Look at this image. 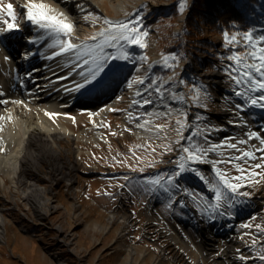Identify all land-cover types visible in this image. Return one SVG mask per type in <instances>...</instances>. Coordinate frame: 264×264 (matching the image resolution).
<instances>
[{
	"label": "rangeland",
	"instance_id": "rangeland-1",
	"mask_svg": "<svg viewBox=\"0 0 264 264\" xmlns=\"http://www.w3.org/2000/svg\"><path fill=\"white\" fill-rule=\"evenodd\" d=\"M19 1L21 0H2L5 3H13L19 16L16 22L20 23L23 28L26 27L24 29H27L29 26L23 24L24 16L19 10L22 7L17 4ZM119 1L116 0V2ZM192 1L132 0L127 3L124 11L115 13L110 2L105 0L104 4H102V9L89 6V12L86 15L88 16L87 20H85V17L77 22L76 19H71L74 22V30L84 25V30L81 27L83 30L81 34L83 40L81 41H84L93 33L99 31L100 28L107 27L103 23L105 18L113 20L111 17H114L115 20H124L139 13L143 18V30L147 32V36L144 37L147 47L141 49L138 45L126 46V50L130 53L129 60L109 61L104 74L114 70L116 72L117 68L127 65L130 68V74L127 76L126 82L128 84V81L137 75L145 76L151 74L149 64L151 63V58L155 57L161 68H165L164 71H156V79L163 82L168 77L167 81L169 82V77H171L172 82V80L174 81L177 78L176 84L178 88L176 90L171 89V82H166V96H172L175 92L176 94L185 95L186 100H171L172 102L169 105H175L176 109L173 110V116L168 120L169 127L160 131L159 137L156 134L155 126L165 123L164 117H155L154 121L149 125L154 129L153 134L141 136L134 135L137 119H129L124 124L119 115L127 107L134 116H139L144 109L137 106L132 108L129 105L128 102L133 99L129 93L122 96V100L119 101L115 111H113L114 113L109 114L106 122L100 127L103 135H106L107 141L98 140L97 144L91 141L88 143L78 141L81 148L87 151L81 153L80 159H75L73 152H70V158L78 163L75 175L76 181L73 182L72 188L69 189L63 186L65 182L54 181L51 195L54 196V203L57 207L45 217L43 221L46 223L45 226L37 223L32 218L25 220L27 218L16 213L22 207H24L25 211H29L30 206L28 207L23 201H19L21 190L13 189L7 174L0 172V176L3 177L6 183L5 186H9L0 188V212L8 224L6 225L7 240L5 238L0 240V264H58L56 254H54L58 239L55 238V229L53 228L54 223L58 222L67 232L72 231L75 233L73 240L76 241V246H73L72 249H67L64 254L69 264H124L127 256L124 250L125 246L117 245L118 239L124 237L126 239L123 241L137 248L133 264H196L192 258L193 252L190 254L188 247L182 248L179 245L181 249H178V247L166 245L170 244L171 238L166 237L167 231L163 223L154 224V226L148 224L149 212L146 204L150 201L154 202L157 205V211L163 217L162 220L172 226L178 224L171 223L173 222L171 217L176 218L178 223H187L191 237L193 241H196L198 230H194V227H197L198 223L193 211L197 210L200 215H205V208L202 202L206 201L209 206L213 203L201 191L202 181L194 173L185 172L182 177L178 178L179 190H173L171 193L164 192L163 189L158 187L154 188L147 181L157 174H169L175 167V164L170 161L177 157L178 150L169 153L162 145L174 143L175 140L179 139L174 131L176 127L175 120L178 118L176 110L187 112V122L192 125L193 130L196 128L207 129L206 134L209 142H220L228 138H233V142H235L241 139L235 137L240 132L238 128H235V130L231 129L229 134L217 137L215 131L223 129L224 125L223 123L215 124L212 122V117L215 115L213 112L219 109L228 110L225 118L230 119L229 121L239 122L243 115L249 119V128L245 134L253 131L252 126L254 125L260 128L259 132H264V118H262L264 109L255 106H245L240 110H236L234 105L243 103L244 98L235 95V91L239 90V86L235 85L224 71V67L228 63H232L227 60L230 52L225 47L224 33L232 34L251 31L254 36L258 37L264 34V14L260 13L259 8H256L258 7L256 4L259 5L258 0H236V4L242 6L243 10H245L248 27L245 29L235 27L231 31L212 32L208 30L207 25L200 21L197 22L196 27L186 25V17L192 11ZM182 5L183 9L181 10ZM70 15L75 16L74 13H70ZM20 30L19 28L14 30V32L19 33ZM190 31L193 36L188 37ZM73 32L72 37L74 35ZM237 40L241 45L238 51H245L242 47L244 43L243 36L238 35ZM32 47L28 46L24 47V49L31 50ZM22 49L20 48L17 53H23ZM106 51L115 52L113 49H106ZM162 55H175L177 57L176 60L169 61L172 67L164 66ZM142 56L147 57V62L140 59ZM181 69L184 70L182 73L179 72ZM1 70L2 62L0 60V72ZM173 71L177 73L170 75ZM213 71L220 73L217 78L220 82L214 81L216 78L213 79L212 75L209 74ZM113 78L119 80L115 74ZM180 81H184V83L181 84ZM193 84L205 86L207 95L206 98L202 99L200 105H195L191 101V96L194 94L191 91ZM151 107L152 105L146 106L147 111H150ZM68 114L71 116L80 114L81 119H79V122L75 119L70 123V126L75 130L80 126L88 127V135L91 136L93 131L98 128L97 125L92 124L91 117H88L83 110H78V113L68 112ZM197 115L201 117L199 121L196 120ZM187 134L188 132L185 131L184 135ZM164 137L167 138L165 139ZM197 139L203 142L202 138L197 137ZM181 143L186 142L182 141ZM63 144L72 150L77 145L75 141H63ZM252 144V146H256V142L252 141ZM138 145L141 147H137ZM239 147L244 148L245 145H239ZM153 148H155V151H153ZM221 151L225 150L222 149ZM227 154L238 153L234 150H227L225 156H221L219 152L210 153L208 159H224ZM93 164H97L99 169H92L90 172V169H87L86 166ZM149 164L152 166H149ZM191 166L200 169L202 174L205 175L201 164ZM220 167L230 172L231 175H239L231 165L222 164ZM140 169H143V171H140ZM255 171L261 174L258 176H247V179L240 181L245 186L239 191L247 192L249 195H236L232 202L235 205L246 203L255 194L264 196V169ZM30 172L31 169H26L22 175L33 179L34 173L31 174ZM213 179L215 177L212 172L211 180ZM44 181L40 180L41 183ZM80 186L86 188L87 198L79 192ZM125 188H129V191L125 190ZM185 189H187L188 193H194L196 199H193L192 195L187 194L184 191ZM89 197L92 198V201ZM6 198H10L11 204L14 206L13 213L8 209H1V206H5V203H7L5 202ZM2 202H4L3 205H1ZM99 205L104 206L107 210H114L119 214H127L131 209L134 210L137 215V222L133 225L135 228L125 232L122 222L114 221L106 229L104 226L107 223L106 217L108 213L101 210L98 207ZM193 207L195 210H193ZM210 212L211 214L214 213L211 207ZM94 223H99L101 228L97 229ZM245 224L251 225L250 228L253 230L251 233L252 240L257 233L255 225L260 224L264 227V206L261 213L247 218ZM204 228L206 229V227ZM40 235H42V239H38ZM259 239L264 241V235H261ZM62 248L63 246L59 247L60 250ZM74 249L78 250V252L74 251ZM158 249H162L160 250L161 252L164 251L163 256H161V252ZM181 252L186 254L184 258L181 256L183 254ZM251 252L253 260H255L253 264H264L257 258L258 254H264L260 243L251 246ZM215 255H217L216 251L214 252ZM160 259L161 263L157 262ZM204 264L212 263L209 258H206Z\"/></svg>",
	"mask_w": 264,
	"mask_h": 264
},
{
	"label": "bare ground",
	"instance_id": "bare-ground-1",
	"mask_svg": "<svg viewBox=\"0 0 264 264\" xmlns=\"http://www.w3.org/2000/svg\"><path fill=\"white\" fill-rule=\"evenodd\" d=\"M108 1L113 11L118 13L119 11H124L127 7V3L132 0H120L119 2H116V0ZM258 1L261 6L256 4V6H258L256 8H259L260 13L264 14V0ZM37 2H41V0H37ZM42 2L48 4L57 12L64 13L69 20L74 18L77 22L81 21V17L84 18L87 15L89 6L102 9V4H104L105 0H42ZM25 3H27V0L17 2L19 7ZM63 7L65 8L63 9ZM72 8H76V11L72 12L75 13V16L70 15ZM19 10L22 13L26 11V9ZM111 19L115 20L114 17H111ZM29 24V28L24 29L26 27L22 28L19 23V28H21L19 33L14 32V30L10 32H0V60L2 62V70L0 72V149H3V151H0V172L7 174L11 180L13 189L16 188L21 190L19 201H23L28 207L30 206L29 211H25L24 207H22V209L16 211V213L27 218L25 220L32 218L35 219L37 223H41L42 226H45L46 223L43 222L45 217L48 216L51 210L57 207L54 203V196L51 195L54 181L65 182L63 186L67 189L72 188L73 182L76 181L75 175L78 169V163L70 158V152H73L75 159H80L81 153L87 151L81 148L78 141L82 143L91 141L95 142V144H97L96 142L98 140L106 142L107 137L105 134L103 135L100 127L106 122V118L109 114L114 113L112 109H116L117 104L122 100V96L129 93L133 99L135 98L134 93L136 88L133 87L130 89L127 87L126 82L127 76L130 74V68L126 65L117 68V73L115 70L108 71L107 74L102 73L101 77L97 78L98 82L94 81L93 85L87 86L86 89L80 91L71 90L74 84L80 81V77L75 72H72V65L68 62L67 55L52 57V53L58 51V49L49 47L53 41L49 39L41 29L33 26L31 23ZM83 26H79V28L75 27L73 42H80L83 40L81 36L85 29ZM0 27H3V25L0 24ZM29 41H31V43ZM28 46L33 47L31 50L24 49V47ZM20 48H23V53H17ZM156 59L157 58L152 57L151 63L149 64L152 65L151 68L149 67L151 72L149 75L155 79L157 78L155 74L157 73L156 71L165 70V68H161L160 64L156 62ZM77 71H79V69ZM183 71L184 70L181 69L179 72L182 73ZM69 73H71V75H69ZM175 73L177 72L173 71L170 75H175ZM114 74L119 80L113 78ZM209 74L212 75L213 79L216 78L214 81L217 80L220 82V80L217 79L220 73L213 71ZM167 80L168 77L161 83H169ZM176 80L177 78H175L174 81L172 80V82L170 81L172 90L178 88ZM51 89H53V91ZM165 97L166 98L162 102L154 94V104L149 112L164 111L165 108L175 110V105H169V103L172 102V96H166L165 94ZM133 99L128 102L132 108L134 107L131 104ZM17 101H19V103H17ZM78 110L85 111L86 115L91 117L92 124L97 125L98 128L93 131L91 136L88 135V127L80 126L75 130L70 126V123L75 119L79 122L81 117L80 114L71 116L68 112L78 113ZM129 112L131 111L128 110L127 107V109L119 115L124 124L129 121ZM46 113H56V115L49 117ZM89 113H91V115H89ZM213 113L215 115L212 117V122L215 124L223 123L224 125L223 129H217L215 131L217 137H222L223 135L229 134L231 129L235 130V128H238L240 132L237 133L235 137L241 139L246 138L245 133L249 128L250 120L245 118L244 115L241 116V120L238 122L229 121L230 119L225 118L228 113L227 109H219ZM154 118L155 117L149 118L145 116L143 119H151L152 122ZM262 118H264V115H262ZM141 122H143V120H137L136 124ZM134 129V135H149L154 132L153 128L152 132L136 126ZM252 129L257 132L260 130L256 125L252 126ZM259 133L264 134V132ZM63 141H75L77 145L73 147L72 150L63 144ZM252 141L256 142V146H259L258 140ZM252 141H249V144L245 147H253ZM257 155H259V153H257ZM201 165L204 174L208 179L210 177L211 180V166L207 163ZM86 167L90 169V172L92 169H99L97 164ZM26 169H31L30 173H34L33 179H29L22 175ZM40 180L45 181L41 183ZM5 184L3 177L0 176V188L9 187L5 186ZM125 190L129 191V188H125ZM201 191L207 199H211L214 194L208 190L207 184L203 181L201 184ZM79 192L82 196L88 197L87 190L84 186H80ZM252 197L255 199V202L251 201V199L244 204L235 205L230 202V205H225L213 214H211L210 208L208 210V206H203L205 208V215H200L196 210L193 211L197 219L196 222L199 225H197V227L193 226L194 230H198H196L198 235L196 241H193L187 223H177L178 220L171 217L173 221L171 223L178 224L175 225V232H172V241L177 242L182 248L188 247L190 254L193 252L192 258L196 264H204V260L213 254L209 251L213 250V244H220L222 238L233 235L234 228L238 221H246L247 218L261 213L262 210L257 208V205H262L263 208L264 196L255 194ZM89 198L92 201V198ZM5 202L7 203H5V206H1V209H8L13 213L14 206L11 204L10 198H6ZM3 204L4 202L1 203V205ZM98 207L108 213L106 217L107 223L106 226H104L106 229L114 221H121L122 226L125 227V232L135 228L133 225H135L137 221L133 219L130 214H119L114 210H107L104 206L100 205ZM146 207L153 210V212L150 213V220L162 221L163 217L157 211V205L154 202L150 201L146 204ZM220 212L225 214L218 216ZM94 224L97 229L101 228L99 223ZM6 225H8L6 219L0 212V240H2V238L7 240ZM244 225L248 224H240L238 239H250V236L246 234L252 233L253 230L250 227H244ZM204 227H206V229ZM53 228L55 229V238L58 239V245L55 247L54 251L57 262L58 264H69L64 254L67 249H72L73 246H76L77 243L73 240L75 233L72 231L67 232L59 222L54 223ZM183 234L187 235L189 239L183 238ZM42 238V235L38 237V239ZM121 239L122 241H120ZM121 239H118L117 245L119 244L121 247L125 246L124 250L127 256L124 264H133L134 254H136L137 248L123 241L126 239L125 237ZM173 242H169L170 244L166 245L173 247ZM60 246H63L61 250L59 249ZM230 248L232 247L227 245L223 247V250L227 249V252H231L232 249ZM244 248L245 240H237L236 250H244ZM158 250L160 251L162 249ZM74 251L78 252V250L75 249ZM181 253L184 254V252ZM183 254L180 255L184 258L186 254ZM163 255L164 251L161 252V256ZM231 257H227L226 260ZM245 257H249L248 260H252V264L255 262V260H253L251 248H245ZM157 262L161 263V259ZM211 263L220 264V261H211Z\"/></svg>",
	"mask_w": 264,
	"mask_h": 264
},
{
	"label": "snow or ice",
	"instance_id": "snow-or-ice-1",
	"mask_svg": "<svg viewBox=\"0 0 264 264\" xmlns=\"http://www.w3.org/2000/svg\"><path fill=\"white\" fill-rule=\"evenodd\" d=\"M21 7L26 9L23 12L24 19L41 29L53 41L49 47L58 48V51L52 53V57L67 55L68 62L72 65V72H75L80 77V81H77L73 89H71L74 91H80L86 89L87 86L93 85V82L97 81V78L101 77L102 73L106 71L109 61L129 60L130 53L126 50V46L138 45L141 49L147 47L144 42L147 32L143 30V18L139 13L124 20L105 18L103 23L107 27L100 28L99 31L93 33L84 41L73 42L74 22L69 20L64 13L57 12L48 4L42 2V0L41 2L27 0V3ZM182 9L183 5L181 6ZM18 19L19 16L13 3H5L0 0V24L3 25V27H0V32L18 30L20 27L16 22ZM87 19L88 16H85V20ZM238 35L243 36L244 43L242 47L245 49L243 52L238 51V48L241 47L237 40ZM224 41L225 47L230 52L227 60L232 62L224 67V71L229 75L230 80L239 86V90L235 91V95L244 98L243 103H237L234 108L240 110L245 106H255L264 109V34L256 37L251 31L232 34L225 32ZM29 42L31 43V41ZM106 49H113L115 52L106 51ZM161 58L164 66L169 68L172 67L169 61L177 59L175 55H162ZM140 59L147 62L146 56H142ZM149 67L151 68L152 65H149ZM78 69L79 71H77ZM171 79L169 77V82ZM180 83L183 84L184 81H180ZM127 87L130 89L136 88L135 98L131 102L132 106L144 109L139 116H134L132 112H129V119L143 120V122L137 123L136 127L152 132L153 129L149 127L151 119H143V117L145 115L149 118L164 117L165 123L155 126L156 134L159 137L160 131L169 127L168 120L173 116V110L165 108L164 111L149 112L146 106L154 104L152 99L154 94L159 100L164 101L167 90L165 84L150 75H137L128 81ZM191 91L194 93L191 96L192 103L200 105L202 99L206 98L207 95L205 86L193 84ZM171 98L173 101L186 100L185 95L176 94L175 92ZM112 110L115 111V109ZM176 112L178 113V118L175 120L176 127L174 131L179 139L175 140L174 143L162 145L169 153L178 150L177 157L170 161L175 164V167L169 174H157L155 177L150 178L147 183L154 186V188L158 187L163 189L164 192L171 193L173 190H179L178 178L182 177L185 172H192L207 184L210 192L214 193L211 198L213 203L210 205L213 212H217L225 205H230L236 195H249L247 192L239 191L245 186L240 181L247 179V176H258L261 173L255 170L264 169V134L250 131L246 134V138L235 142H233V138L224 139L220 142H209L206 134L207 129L196 128L193 130L192 125L187 122V112H180V110H176ZM46 115L52 117L56 113H46ZM200 119L201 117L197 115L196 120L199 121ZM185 131L188 132L187 135H184ZM197 137L202 138L203 142L198 140ZM164 138L166 139L167 137ZM252 140H258L259 146L239 147V145L247 146L249 141ZM182 141L186 143H181ZM137 147L141 146L138 145ZM222 149L225 151H221ZM227 150H234L238 154H227L224 159H208L210 153L219 152L221 156H225ZM0 151H3V149H0ZM153 151H155V148H153ZM203 163L211 166L215 179L210 181L202 174L200 169L191 166ZM222 164L231 165L239 175H231L230 172L220 167ZM149 166L152 165L149 164ZM140 171H143V169H140ZM184 191L192 195L193 199H196L194 193H188L187 189ZM220 214L223 215L225 213L221 212ZM244 227H251V225H244ZM255 228L257 233L252 238L250 247L260 243L262 252H264V241L259 239L261 235H264V227L257 224ZM246 235L251 236L252 234L247 233ZM239 251L237 249V252ZM257 258L264 262V254H258ZM239 259L246 261L249 257L240 255Z\"/></svg>",
	"mask_w": 264,
	"mask_h": 264
},
{
	"label": "trees",
	"instance_id": "trees-1",
	"mask_svg": "<svg viewBox=\"0 0 264 264\" xmlns=\"http://www.w3.org/2000/svg\"><path fill=\"white\" fill-rule=\"evenodd\" d=\"M198 21L207 25L212 32L248 27L245 10L236 4V0H193L192 11L186 17V25L196 27ZM191 36L193 33L190 31L188 37Z\"/></svg>",
	"mask_w": 264,
	"mask_h": 264
},
{
	"label": "built area",
	"instance_id": "built-area-1",
	"mask_svg": "<svg viewBox=\"0 0 264 264\" xmlns=\"http://www.w3.org/2000/svg\"><path fill=\"white\" fill-rule=\"evenodd\" d=\"M209 180H210V177H209ZM249 199H251V201L255 202V199L253 197H250ZM209 200L212 201V199H209ZM231 202H233V201H231ZM202 205L208 206V210H209L210 206L206 201L202 202ZM257 208L262 210V205H257ZM147 209L149 212L148 213L149 214L148 218H149L150 213L153 212V210L149 209V208H147ZM193 210H195V208ZM220 213L218 214V216L221 215ZM127 214H130V216L136 220L137 215L134 213V210L131 209V211L127 212ZM160 223H163L164 226L166 227V231H167L166 237L171 238V240H172V232H175V225L172 226V225H170V223L168 224V223L164 222L163 220L162 221H153V220H150V218L148 219V224H150L152 226H154V224H160ZM177 223H178V221H177ZM177 223H174V224H177ZM240 224H245V220L237 222L236 227L234 228L233 235L226 237V238H222L220 244H213V250H209L211 253H213L209 257L210 261H220V264H252V260L243 261V260L239 259L240 255L245 256V248H251L250 247L251 236H250V239H238V232H240ZM183 238H186L187 240L189 239V237H187V235H184V234H183ZM171 240H170V242H173ZM199 240H201V239H199ZM237 240H245L244 250H240L239 252H237V250H236V241ZM227 245L232 247V248H230V249H232V251H231L232 257H231V252H227V249L223 250V247H225ZM173 246L178 247V249H180L179 248L180 246L177 242H173ZM215 251L217 252V255L214 256ZM227 257H231V258L226 260Z\"/></svg>",
	"mask_w": 264,
	"mask_h": 264
}]
</instances>
